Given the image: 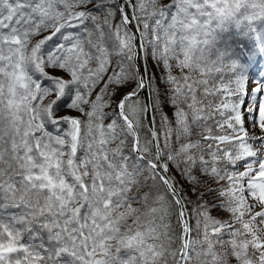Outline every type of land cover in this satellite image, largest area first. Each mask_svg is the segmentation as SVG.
I'll use <instances>...</instances> for the list:
<instances>
[{"label": "snow or ice", "instance_id": "1", "mask_svg": "<svg viewBox=\"0 0 264 264\" xmlns=\"http://www.w3.org/2000/svg\"><path fill=\"white\" fill-rule=\"evenodd\" d=\"M0 264H264V0H0Z\"/></svg>", "mask_w": 264, "mask_h": 264}]
</instances>
